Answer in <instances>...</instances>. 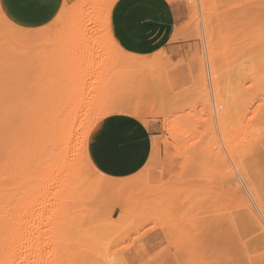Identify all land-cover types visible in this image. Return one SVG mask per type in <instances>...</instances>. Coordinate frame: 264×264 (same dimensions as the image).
Segmentation results:
<instances>
[{
    "label": "rangeland",
    "instance_id": "1",
    "mask_svg": "<svg viewBox=\"0 0 264 264\" xmlns=\"http://www.w3.org/2000/svg\"><path fill=\"white\" fill-rule=\"evenodd\" d=\"M16 1L17 0H9L7 6L12 5ZM78 1L79 0H76V2ZM118 1L119 0H115V3L117 4ZM166 1L172 4L174 3L177 7L179 22L175 28L173 38L174 42H181L183 46L176 52H172V50L160 49L149 56L135 54L139 58V61H144L146 63L132 62L128 64H119L118 62L113 61L111 65H108L102 69L97 68L96 74L93 76V80L96 81L93 93L86 92L82 94H86V96L97 95L98 91H96V88L99 85V82H105L108 78H112V81H114L116 86L113 87V94H115L114 90L123 91L124 95L120 102L126 104L132 110L138 108L140 110V114L134 117L150 126L155 136L153 138L152 153L147 164L138 173L134 174L133 176L126 177L130 178L129 180H133L132 183L142 178L144 179V182L139 183L142 185L137 187L138 183L135 182L131 190L124 192L123 195H117L115 191L118 189L110 192L108 187H114V185L120 184V181L125 178H114L104 174L110 178V180L107 182V179L104 177H101L94 172H89L91 173L89 174V185L91 186L93 184V189H95L96 183H103L101 190L98 191V196L94 198L92 194L87 195L88 197L86 199L82 198L80 202H74L71 205L72 207L70 206V210L72 208L75 211L76 216L78 215L79 217L80 215H83L84 217V219L79 217L81 219L78 221L79 224H81L79 225V228H81L80 232H82L81 234L76 233L77 230L79 231V228L72 232H68L70 237L73 235L72 237L74 240H77L78 242L81 241L79 243L83 244L86 241L85 246L81 244L82 247L79 246L80 244L77 243V241H74L76 244H79L78 248H80L81 251H86L87 248H85V250L83 247H87V245L88 248L89 246L92 247L91 241L88 239H92L91 237L94 236H97L98 238L102 236V238L99 239L103 242L104 239H107L106 243H108L109 240L108 247L107 244L104 245V250H109L110 242L112 243L114 241L112 239H115V237L116 240H119L120 238L127 239L133 233L136 234L135 238L138 239L139 237L143 236L148 241V244H145L143 241H139L137 253L143 254L147 251L149 246L155 248L157 245H159L160 239L154 232L151 231V229L156 228L163 221L159 218L155 209L149 206L155 205V200L152 199V193L156 190L155 185L161 181L167 183L169 180H171L174 184L187 186H191L195 182L199 186L206 187L207 196L211 198L212 203H215V200L220 197L230 198V188L227 189V187L233 185L231 179L229 181V179L224 180L221 179V177L217 178V172L220 170L217 168L215 155L219 152L221 153V156H223L224 148H227L228 151L235 157L237 162L242 163V166L246 168V172H244L247 174V176H249L248 178L256 189L264 186V143H262V140H264V107H261L259 103V99L264 98V96H262V90L259 87L260 77L261 75H264V72H261L260 70V62L261 59L264 58V48L256 47L254 50H251L250 42H245L243 36L238 38V42L236 40L225 39L232 36L235 33V30L242 26L241 22L236 19L238 16H240V13L232 9L231 5H255V7L247 8L244 11L248 14L249 18L258 19L261 15V9L259 7L261 0H205V13L208 12L206 14H209L210 17L209 28L212 30V33L214 27L216 29V36L213 41L212 48H214V51L216 52L215 54L217 55V73L218 77L220 76L219 81L221 80V87L225 92V99L229 103L230 110L226 120V130L223 135L221 134L220 130H218V127L216 126L217 124H215L216 122L213 121V115L211 116L210 114L213 113V111L208 112L212 106L211 102H209L210 107L208 109L207 105L209 104V95L206 97L203 94L204 84L201 74L204 71V65L202 66L203 68H201L199 65V60L201 59V61H205V51H203L205 46L204 41L202 42V36L200 37V17L198 18V24L197 21L192 19L196 11H198V15L201 13V7L197 4L198 0H196L197 2L193 0L197 4H195L196 7H194V3L191 2L192 0ZM109 2H112V0H89L86 2V4L96 5L98 3ZM217 5H220V7H217ZM96 12H98V9H95L94 11L95 18ZM197 14L196 16H198ZM94 21H96V19H94ZM101 27L102 24L98 23L97 35L92 37V40L93 43L97 45L95 51L101 53V55L104 56L109 55V53L107 49L103 47L106 42V38L105 34L99 31ZM221 28H223V31H221ZM28 39L29 37L24 38L14 35L10 24L5 22L3 19H0V48H2L4 43L8 40H19L21 43L38 44L43 38L30 37V39ZM229 45H231V47H229ZM245 49L249 50L248 55H241L239 58H237V54L243 52ZM92 51L93 50L91 47H89L87 53L89 64L92 62ZM96 64H99V60L96 61ZM84 70H87V66H85ZM118 74H121L120 77L117 76ZM250 74L255 75L256 83H253L252 79L250 78ZM136 76L140 78L145 87L139 88L132 93H128L127 90H120L117 88V86L122 84L126 79ZM114 84L112 82L111 85L113 86ZM249 84H252L251 88L249 87ZM89 88H93L91 83H89ZM48 95V85L45 81H41L39 90L37 91L36 95L32 97L31 103L33 104V102H37L39 100H42L43 102V98H48ZM98 96H101V93H99ZM254 103L255 107L252 106ZM51 104V101L47 103L49 107L54 103L52 105ZM210 110H213V108ZM253 113L255 114L254 117L252 115ZM58 117L59 115H57V118ZM60 119L61 118L59 117V120ZM55 120L58 121V119ZM172 131H175V134ZM194 154L199 158L196 170H192L190 165V161ZM201 181L203 182L202 184H200ZM109 182L114 183L110 184ZM109 184L110 186H108ZM221 186L224 189L221 188ZM146 190L152 191H150L151 193H146ZM118 196L119 198H129L131 201H128L129 199H127L124 202L123 198V201L121 198L120 200L116 201ZM112 197V200L115 198L116 203H114V201L107 203V201H110L109 199ZM107 198L109 199L107 200ZM48 203L51 205V207H49L50 205L48 204V210L51 212L55 207L51 209L53 203L52 201ZM85 206L87 209H89V211L91 210L94 213L93 216L95 217L92 215L91 217H93L94 220L98 219L97 221H100V223L97 221L95 222L90 217V215L89 218L92 219H90L92 222H87L89 220L85 221L88 219L86 216H88L87 213H89L87 212ZM205 206L207 207L208 205ZM234 206L236 207V203ZM73 210L69 211L71 216L74 213ZM79 212L81 214H79ZM122 219L124 222H128V224H124V222L122 224V221H119ZM150 219L153 221V223L148 225V229H145L144 225L147 224ZM50 220L43 222L44 224L42 223V229H49L46 231H51V234H53L50 235V233L45 231L49 234L46 235L45 233L44 235V237H46L48 240L43 238L45 239L44 242L47 240L45 244L47 243L50 246L45 245L43 248L45 250L42 249V251H40L41 254H44L42 256L39 254L40 257H38V262H41V259L42 262H44L43 259L45 257L46 260L50 258L48 262H50L51 259L53 260H51V262H54L56 258H52V256L54 254L56 257V254L59 255L58 252H63V258L64 256L66 257L68 255L66 254L68 252L77 254L75 251L78 248L74 247L76 250L73 251V244L76 245L74 242H72L73 239L69 240L70 238L68 239V236L66 237L68 233L64 236H61L60 238L58 236V238H56V242L59 241V243H61V247L64 246L62 249L69 250L70 248V250L66 251V253H64V250L61 251L62 249L59 243L55 245L56 242L54 241V244L52 242V238L50 241V236H54V228H50ZM84 222L87 223V226L84 224ZM45 223H48L50 226L48 224V226H45ZM123 225H126V227ZM107 229L108 231L110 229L113 231L110 230L111 232L109 231L110 233L108 232L107 235ZM115 229H119L121 232L118 233L120 234L118 235L117 233V235H114V238H110L109 236L113 234L114 231L116 232ZM102 231L105 232V235ZM171 231L172 229L170 228L169 232ZM228 232L229 225L222 224L217 228L216 231L209 234L208 239L214 242V247L208 252L209 257L218 258L223 256V258L226 259L230 258L229 248L226 244ZM107 237H109V239ZM67 239L69 243L66 241ZM178 239L176 241H178ZM53 240L55 239L53 238ZM179 240L181 241V238ZM263 240L264 239L262 237L257 235L254 236L252 241H250V250L248 255L252 260L258 262L261 259V255L264 254ZM174 241L170 240V244H172L173 247H171L170 250H166L161 255V259L163 261H171L173 264H181L178 260V256L180 255H177L176 257V252L178 249L181 250L183 248V250H187V248H185L182 243L179 244V241L178 243ZM67 243L68 245H66ZM58 246L60 249L57 252L55 249H58ZM46 247L52 248V250H49L51 252L53 251V254L50 251H47L48 249ZM120 247L123 248V245ZM89 249L91 250V248ZM96 249L100 250L97 246ZM96 249L95 251H97ZM111 250L115 251L116 253L117 249L111 248ZM81 251L79 253H81ZM87 251L85 254H87L89 257L90 254H88ZM93 251L94 250H92L91 253H93ZM157 251H159V249H157ZM48 252L51 256H49V258L47 256ZM54 252H56V254ZM182 252L184 253V251ZM79 253L77 254L78 256L75 255V257L80 256V259L85 257L84 253H82L83 257H81L82 254L80 255ZM177 253L180 254L181 251L180 253L179 251ZM58 255L57 258L59 257ZM92 255H90L91 258L97 260L95 255L94 257H92ZM119 255H123V253H120ZM183 255L185 256V253ZM190 255L186 256V258L189 256V260L191 259ZM69 256H71V254H69ZM71 257L75 258L74 256ZM72 258L71 261H73ZM85 258H83V260ZM87 259L83 262L82 259L79 261V258L78 261H74L78 262L77 264H88L86 263L88 262ZM65 260L66 263L67 261L71 262L68 258ZM92 261L95 262L93 259ZM184 262H186V260Z\"/></svg>",
    "mask_w": 264,
    "mask_h": 264
},
{
    "label": "snow or ice",
    "instance_id": "2",
    "mask_svg": "<svg viewBox=\"0 0 264 264\" xmlns=\"http://www.w3.org/2000/svg\"><path fill=\"white\" fill-rule=\"evenodd\" d=\"M25 2L35 17L31 21L14 20L8 11L9 0H0V19L10 24L14 35L43 38L38 44L8 40L0 48V129L3 131L6 148L28 117L31 99L39 90L41 81L47 83L53 101L59 100L70 106L74 97L86 92L91 93L95 89L96 81L93 80V76L97 68L102 69L111 65L113 61L119 64L146 63L139 61L135 55L136 49L130 50V45L124 43L125 38L119 36L114 28V8L117 6L115 0L96 5L79 3L76 0H25ZM169 7L176 8V5L173 3ZM251 7L255 5H231L232 9L240 13L236 19L242 26L225 39L238 42V38L243 36L245 42H250L251 50H254L256 47L264 48V0H261L259 5L261 15L258 19L249 18L244 11ZM90 8L98 9L96 21L90 18L92 13L87 11ZM98 23L102 24L99 31L105 34L106 42L103 47L107 49L109 55L102 56L95 51L97 45L93 43L92 37L97 35ZM215 36L214 27L213 39ZM128 38L134 40L136 37L129 31ZM89 47L93 50L91 64L88 63L87 55ZM248 51L243 50L237 54V58L241 55L247 56ZM85 66L87 70H84ZM204 70L206 77H210L211 64L207 55ZM260 70L264 72V58L261 59ZM250 78L256 83L255 75L250 74ZM89 83L93 85L92 89L89 88ZM143 87L145 85L138 76L126 79L117 86L128 93ZM249 87L251 88L252 84H249ZM259 87L264 96V75L260 77ZM123 95V91H117L112 100L104 106L97 120L101 118L106 120L109 116H138L139 113L133 112L131 108L126 112L122 111L123 105L120 100ZM209 102L215 103L211 93ZM259 103L264 107V98H260ZM252 106L255 107V103ZM252 115L255 116L254 113ZM78 147H82V144ZM223 153V160L218 161L217 168L231 176L237 189L230 198L220 197L212 203L211 198L207 196L206 187L195 182L187 186L173 184L171 180L167 183L161 181L155 185L156 190L152 193L155 205L149 206L155 209L163 221L151 229L160 239V244L155 248L149 246L143 254L137 253L139 241L145 244H148V241L143 236L135 238L136 234L133 233L127 239L110 243L107 252L101 248L103 258L96 261V264H173L171 261H163L161 255L173 247L170 240L175 239L177 228L183 246L193 257L185 264H264V254L258 262L248 255L250 241L254 236L264 238V186L259 189L250 188L244 180L242 163L237 162L227 148L223 149ZM198 159L195 154L192 156L190 161L192 170H196ZM96 174L103 175L99 170H96ZM202 183L201 181L200 184ZM236 201H243V207H235ZM152 223L150 219L144 228L148 229V225ZM222 224L229 225L226 244L230 258L209 257L208 252L214 247V242L208 239L209 234ZM111 248L117 249V255L111 254Z\"/></svg>",
    "mask_w": 264,
    "mask_h": 264
},
{
    "label": "bare ground",
    "instance_id": "3",
    "mask_svg": "<svg viewBox=\"0 0 264 264\" xmlns=\"http://www.w3.org/2000/svg\"><path fill=\"white\" fill-rule=\"evenodd\" d=\"M88 1L89 0H79L78 2L86 3ZM191 2H193L194 5L196 4L193 0ZM197 4L200 5L201 7V10L199 8L201 13L198 15L197 14L198 11L195 10L196 12L194 13V16L192 17V19L197 21V24L199 23V20H200V23H199L201 27L200 37L202 36L203 38L202 42L204 41V46H205L204 50L203 49L202 50L205 51V53L204 52L203 53L205 56L207 55L208 61L211 64L210 77H206L204 73L205 70L203 69L204 70L203 71L201 69L203 71L201 74L203 78V84H204L203 94L204 96L207 97L211 93L212 100L215 101V103L211 102L212 104L211 107L208 101L209 103V104L207 103L208 109L209 107L210 109L213 108V110L209 109L208 112L213 111V113H210L211 116L213 115V118H214V120L213 119L212 120L216 122L215 124H217L216 126L218 127V130H220L221 134L223 135L226 130V120L228 118V113L230 111L229 103L225 99V92L221 87V83H220L221 80L219 81L220 76L218 77V73H217V68H216V64H217L216 56L217 55L215 54L216 52L214 51V48H212L214 39H213L212 30L209 28L210 27L209 26L210 24L209 14H206L208 12L205 13L206 11L205 0H198ZM196 5L194 7H196ZM87 11L92 13L90 18L94 21V19H96L94 16L95 9L90 8ZM196 14L198 16H196ZM199 17L200 19L198 20ZM32 37H36V36H32ZM204 62L205 61H201V59L199 60V65L201 66V68H203L202 66L204 65ZM120 75L121 74H118L117 76L120 77ZM112 82L114 84V81H112V78H108L105 82L100 81L99 85L96 88V91H98L97 92L98 94L101 93V96H98V94L94 96H88V95L86 96V94L82 96H76L74 97L73 102L71 103L70 106H68L64 102H60L59 100H56L54 102L49 96L50 93L48 95V98H43V102L42 100H39L37 102H33V104L31 103L29 106L28 117L23 121L19 133L14 136V138L11 140L7 148L5 146L4 139H3V131L2 129H0V264H67L69 261H67L66 263L65 259L68 258L71 261V258H72L71 256H74V257L75 255L78 256L77 254L81 251V249L78 247L79 246L82 247V245L83 246L86 245L85 244L86 241L82 244V243H79L81 241L78 242L77 240H74L72 237L73 236L72 234H71L72 238L69 236L70 234L68 232H72L75 229H78L79 225H81L78 222L79 219H81L79 217H82L84 219L83 215H80L79 217L78 215L76 216L75 211L72 208L71 210L74 211L72 216L69 213V211H71L70 206L74 202H77V201L80 202L82 198L86 199L88 197L87 195L92 194L94 198L97 197L99 194L98 191L101 190L103 186L102 182L96 183L95 189L92 188L93 184L91 186L89 185V180H90L89 174H91L89 172H94L96 174V170L98 169L96 168V166L94 165V163L92 162L90 158V155L88 152V142H89V137H90L91 132L95 129L98 123L103 119L101 118L98 121L97 117L100 116V113L102 109L104 108V106L107 103H109L113 98L114 94L112 91H113V87H116V86L115 84L112 86L111 85ZM209 82L211 83V88H209ZM116 92L117 90H114V93ZM91 93H93V91H91ZM49 101H51L52 104L54 103L53 105L51 104L52 106L50 107L47 105ZM120 103L123 105L122 111L126 112V110L129 109V107L122 102ZM133 112H137L140 114V110L138 108L133 110ZM57 115H59V117L61 118L60 120H59V117L57 118ZM53 118L58 119V121H56ZM172 132H174L175 134V131H172ZM80 144H82V147H78V145ZM222 157L223 156H221V153L219 152L216 153L215 155L216 162L218 163V161H222L223 160ZM83 158H87V159H83ZM90 165L94 167H90ZM243 169L244 171L246 170L245 167H243ZM245 172H244L245 182L248 184L250 188L256 189L253 183L248 178L249 176H247ZM217 173L221 175V176L219 175L221 179H224V180L229 179V181L231 179L232 181V178L230 175L220 172V171H218ZM100 176L107 179V182L110 180V178H108L104 174ZM129 179L130 178L123 179L122 181H120V184H116L114 185V187L110 186V184H113L114 182L113 183L109 182L110 184L108 186L110 187H108V190H110V192L111 191L113 192L115 191V189H118L115 191L116 194L123 195L124 192L131 190L135 182L138 183L137 187L139 185H142V184H139L140 182L141 183L144 182L143 181L144 179L142 178L135 181L134 183H132L133 180H129ZM224 182H227V181H224ZM232 183H233L232 186H230V183H229L230 187H227V189L230 188L231 194L237 190L236 183L233 181ZM221 188L223 187L221 186ZM150 191L152 190H148V191L146 190L145 192L147 193ZM118 198L116 201L120 200V198L121 200L123 198L124 202L127 199H129V198H124V197H120L119 199ZM108 199L109 198H107V200ZM112 199L113 197L109 199L110 201L106 200L107 203L113 202V201L114 203H116L115 198L114 200ZM50 201H52L53 203V204L51 203L52 204L51 209L55 207L54 210L51 212H49L48 210V204L50 205V203L48 202ZM128 201H131V200L129 199ZM243 203H244L243 201H236V207L237 208L243 207ZM49 207H51V205ZM85 208L87 209L86 206ZM87 212L92 213V214L87 213L88 216H86V218L88 219H86L85 221L89 220L87 222H92L91 220L93 219V217H95L93 216L94 213L91 210L89 211V209H87ZM79 214L81 213L79 212ZM89 215L90 217L91 215L93 216L91 217L92 219L89 218ZM49 220H50L51 226L48 223L47 224L50 226V228L52 229L54 228V231L52 230L54 233V236H50V241L52 238V242L55 244V242L57 241L56 238L58 237L60 238L61 236H64L68 233L66 237L68 236V239L70 238L69 240L73 239L72 242L77 241V243H79L80 245L76 244L75 242L74 243L76 245L73 244V248L74 247L78 248L77 250L76 248H74L73 250V251L76 250L75 252L77 254H72L71 252L66 253V251H69L70 248L66 247V248H69V250L62 249L64 248V246L61 247L60 245L61 243H59L58 241L56 242L55 245L59 243L62 249L61 251L64 250L65 251L64 253L68 255L66 257L64 256L63 258V252L62 253L58 252V250L60 249V247L58 246V249H55V250H57L59 255L56 254V252H54L56 254V257H55V255L52 253L53 251L51 252L49 250V249L52 250V248L46 247L48 249L46 250L50 251L53 254L52 258H56V259L54 260V262H51L52 259L50 260V262H48V260L50 259L49 258L50 253L48 252L47 256L49 259L46 260V257L44 256L45 257L43 259L44 262H42V259H41V262L39 261L40 262L39 263L38 262V257H40L39 254L41 256L44 254V253L41 254L40 251H42L45 245L50 246L47 243L45 244V242L48 239L44 237L45 233L48 232L46 230H49V229H46V230L42 229V223L47 222ZM97 220L98 219L94 221L96 222ZM119 221H122V224L124 222L123 219ZM97 222L100 223V221H97ZM47 224L45 226H48ZM84 224L86 225L87 223L84 222ZM124 224H128V222H124ZM88 225L90 226L89 223ZM123 226L126 227V225H123ZM123 226L121 227L124 228ZM80 229L81 228H79V231L77 230L76 233L81 234L82 232H80L81 231ZM108 229L107 231L105 230L107 235H108V232L111 230L110 229L108 231ZM115 230L116 232L114 231V233L109 236L110 238H114L115 237L114 235H117L118 232H121L119 231V229L118 230L115 229ZM48 233H50V235H53L51 234L52 233L51 231ZM48 233H46V235H49ZM119 234L120 233H118V235ZM104 235H105V232H104ZM109 237L107 238L109 239ZM43 238H46L47 240L44 242L45 239ZM53 238L55 240H53ZM91 238L92 239H88L89 241H91L92 247L89 246L91 250L88 248V245L87 247H83V248L84 249L87 248V250L89 249L90 252L89 250L88 251L86 249L85 250L87 251L88 254L90 255L93 254L92 257H94L95 255V258H97V260L100 258H103L101 253H97V252H101L100 251L101 247L103 248L104 245L106 244L108 247L109 240H108V243H106L107 239L106 240L104 239V242L100 240L102 236L99 237L100 239L97 236H94ZM176 238L177 239L181 238L179 229H176L175 239H174L175 241L174 240L173 241L176 243H178L179 241V244L182 243V240L180 241L178 239V241H176L177 240ZM68 239L66 241H68ZM112 240L115 241L116 237L115 239H112ZM119 240H121V238ZM68 243L66 245H68ZM96 246L100 250H97ZM95 249L97 251H95ZM92 250H94L96 253L94 251L93 253H91ZM105 250L106 252L109 251L108 249H105ZM187 250H183V248L181 250L178 249L177 252L179 251L180 253L181 251L180 254H178L175 251L176 257L177 255H180L181 257L183 256L182 257L183 259L180 256H178V260L181 264H185L184 261L186 260L187 262L189 260L188 258L189 256L187 258L186 256L190 255L191 253L189 252V250L188 251ZM86 251L82 250L81 253L79 254L80 255L82 253L85 254ZM182 251H184L185 256L183 255L184 253ZM185 251L188 253H186ZM69 254H71V256H69ZM111 254L117 255V250H116V253L115 251L111 250ZM57 255L59 256L58 258H57ZM90 255L88 257V255L85 254V257H86L85 258L83 257V254H82L81 257L85 258L84 260L88 258L87 259L88 262H86L88 264H96L97 260L94 258H91ZM190 257L192 259L191 255ZM78 258H79V261L81 259H82V262L84 261L83 258L80 259V256H79V257L72 258L73 261L69 262L68 264H75V263L77 264L78 262H75V261H78ZM92 259L96 261L93 262Z\"/></svg>",
    "mask_w": 264,
    "mask_h": 264
},
{
    "label": "crops",
    "instance_id": "4",
    "mask_svg": "<svg viewBox=\"0 0 264 264\" xmlns=\"http://www.w3.org/2000/svg\"><path fill=\"white\" fill-rule=\"evenodd\" d=\"M166 0H119L114 8V28L135 54L149 56L160 49L178 51L174 42L179 22L178 10ZM14 20L35 19L25 0L7 6ZM131 31L135 39H129ZM155 134L150 126L134 116L103 118L91 132L88 152L96 168L110 177L126 178L144 168L150 159Z\"/></svg>",
    "mask_w": 264,
    "mask_h": 264
}]
</instances>
